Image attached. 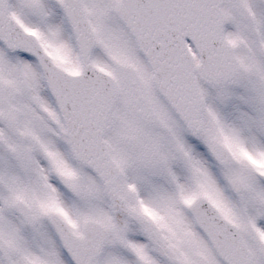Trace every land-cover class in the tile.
I'll list each match as a JSON object with an SVG mask.
<instances>
[{"label": "snow or ice", "instance_id": "6c2138e0", "mask_svg": "<svg viewBox=\"0 0 264 264\" xmlns=\"http://www.w3.org/2000/svg\"><path fill=\"white\" fill-rule=\"evenodd\" d=\"M0 264H264V0H0Z\"/></svg>", "mask_w": 264, "mask_h": 264}]
</instances>
